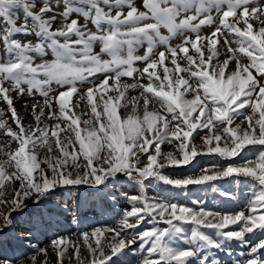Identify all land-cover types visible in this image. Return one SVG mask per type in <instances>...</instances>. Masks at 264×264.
<instances>
[{
  "label": "snow or ice",
  "instance_id": "obj_1",
  "mask_svg": "<svg viewBox=\"0 0 264 264\" xmlns=\"http://www.w3.org/2000/svg\"><path fill=\"white\" fill-rule=\"evenodd\" d=\"M0 140V264H25L3 239L16 215L65 188L116 200L122 182L136 192L116 227L29 245L27 264H131L129 251L138 264H225L234 242L246 252L232 264H264V0H0ZM188 165L184 178L163 171ZM223 180L249 188L244 209L213 211L189 187L234 199ZM192 195L195 207L181 202Z\"/></svg>",
  "mask_w": 264,
  "mask_h": 264
},
{
  "label": "rangeland",
  "instance_id": "obj_2",
  "mask_svg": "<svg viewBox=\"0 0 264 264\" xmlns=\"http://www.w3.org/2000/svg\"><path fill=\"white\" fill-rule=\"evenodd\" d=\"M22 22V21H21ZM83 23V20H81ZM59 27V24L53 26ZM90 28L94 27L89 24ZM211 29L209 27L203 28V33L207 34ZM21 39H34V37H21ZM180 39H174L172 41L173 45L179 43ZM219 47V45H218ZM95 51L99 52V45L95 47ZM143 51L142 49L140 50ZM106 58V57H105ZM39 62V61H37ZM139 66V65H138ZM127 79V78H124ZM131 95H136L135 92H131ZM18 111L22 115H26L24 113V106L22 103L17 104ZM26 123L31 122V117L27 116L25 121ZM2 142V140H0ZM197 144L200 143L199 139H197ZM162 151H174L172 145H162ZM44 152L41 151V156H43ZM249 155H253V153H249ZM212 156H201L197 157L199 160V166L203 167L204 165H209L213 162ZM219 160V157H216ZM43 166V165H42ZM165 174H169L172 178H184L185 176L191 174L192 167L191 165L185 167H169L163 170ZM155 183V182H154ZM220 186H222L226 190H231L235 193L234 199H225L214 193L211 189H208L205 192L199 191V186H189L193 193H198V195L203 198V201L207 207L211 205H215V209H211L213 211H221L222 207L228 209L231 206L232 202L240 201L242 203L241 209H244L247 200L249 198L250 192L247 186H237L235 183H228L227 180L217 182ZM161 187H170L163 186ZM111 191L116 194L117 199H104L101 198L94 189H90L88 187H79V188H65L58 191L57 195L52 198L51 203L42 204L39 207H32L30 210H26L23 215H16V225L10 232L7 233L6 236L3 237L5 243L9 246V254H14L16 256H23L25 258V264H27V260L30 259L34 248L29 247V245L40 246V247H48L50 243V239L56 235H62L73 240L77 239V233L82 231H91L92 228L95 227H116L119 219L121 218L122 211L124 209H129L130 206L127 204L126 200H124V196L135 194V188L128 183H120L116 186H111ZM159 190V189H157ZM5 195L10 199L11 198V189H8ZM148 195L155 196V192L151 189L148 191ZM197 199V195H192L188 198H182L181 202L188 205L189 207H195L193 203ZM67 202L69 206V211L63 214L60 213V209L56 208L57 204H62L63 202ZM31 204V201L28 202ZM219 207H218V206ZM221 208V209H220ZM49 209H53V213H49ZM237 210L235 212H238ZM225 212V211H224ZM232 212V211H226ZM52 215L54 217V222L50 227L41 226L33 231L31 237L25 239L23 244H19L17 241L13 239V234L20 235L21 229L25 227H29L28 221L43 216L45 220ZM76 222H73V221ZM144 228L150 227L148 224L143 225ZM186 227H189L186 225ZM234 227V226H233ZM251 235V234H249ZM135 249L139 248V242L134 246ZM246 249L244 246L239 243H233L231 245V255H222V259L225 261V264H232L233 261L239 259H243L242 253H245ZM84 251L82 250V255ZM125 259L131 264H138L140 259L139 251H136L133 254L132 251H129ZM55 255L50 253L49 264H54Z\"/></svg>",
  "mask_w": 264,
  "mask_h": 264
},
{
  "label": "trees",
  "instance_id": "obj_3",
  "mask_svg": "<svg viewBox=\"0 0 264 264\" xmlns=\"http://www.w3.org/2000/svg\"><path fill=\"white\" fill-rule=\"evenodd\" d=\"M182 199V198H181ZM218 206V205H217ZM241 206H242V203L240 202V201H238V202H236V201H234V202H232V204H231V206L230 207H228V209H226V208H223L222 207V209H221V211H232V212H235V211H237V210H240L241 209ZM219 207V206H218ZM207 208H209V209H215V205H211L210 207H207Z\"/></svg>",
  "mask_w": 264,
  "mask_h": 264
}]
</instances>
